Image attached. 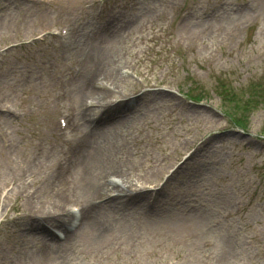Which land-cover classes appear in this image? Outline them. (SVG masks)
Here are the masks:
<instances>
[{
	"label": "rangeland",
	"instance_id": "374dc122",
	"mask_svg": "<svg viewBox=\"0 0 264 264\" xmlns=\"http://www.w3.org/2000/svg\"><path fill=\"white\" fill-rule=\"evenodd\" d=\"M98 1L0 0L2 89L24 115L0 106L14 137L0 131V264H264V108L244 132L214 92L264 86V0ZM55 26L74 49L58 85ZM59 93L78 130L65 145ZM73 203L83 219L68 232Z\"/></svg>",
	"mask_w": 264,
	"mask_h": 264
},
{
	"label": "trees",
	"instance_id": "16d2710c",
	"mask_svg": "<svg viewBox=\"0 0 264 264\" xmlns=\"http://www.w3.org/2000/svg\"><path fill=\"white\" fill-rule=\"evenodd\" d=\"M242 122L239 123V125L241 124Z\"/></svg>",
	"mask_w": 264,
	"mask_h": 264
}]
</instances>
